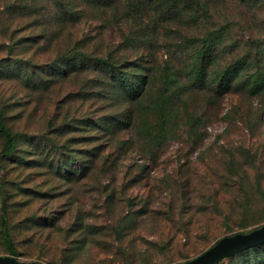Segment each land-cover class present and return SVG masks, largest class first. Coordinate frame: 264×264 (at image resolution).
<instances>
[{"label": "rangeland", "instance_id": "1", "mask_svg": "<svg viewBox=\"0 0 264 264\" xmlns=\"http://www.w3.org/2000/svg\"><path fill=\"white\" fill-rule=\"evenodd\" d=\"M167 1L0 0V255L172 264L264 224V0Z\"/></svg>", "mask_w": 264, "mask_h": 264}, {"label": "trees", "instance_id": "2", "mask_svg": "<svg viewBox=\"0 0 264 264\" xmlns=\"http://www.w3.org/2000/svg\"><path fill=\"white\" fill-rule=\"evenodd\" d=\"M82 1H85L86 3L95 2V0H82ZM103 1H104V5H106L107 7H111V5H109L108 3L113 2V4H114L117 0H103ZM170 1H173V0H168L167 2H170ZM147 2H146V0H139L138 10H141L142 12L147 13L148 12ZM170 5H172V6L169 10L174 11V9L177 7V6H175V3H172ZM184 6H186L187 8L190 7V8H194V9H198V8L203 9L202 3L199 0H184ZM63 7H64V3H63ZM130 9H133V6ZM128 13H129V11H128ZM210 39H212V36L209 35V37L205 39V42L209 41ZM78 54L81 56V59L77 60L78 65H79L77 69H79V70L84 69L85 70V69H87V67H91L93 69H97V70L102 71V72H107V73H109L110 77H112L114 79H116V78L119 79V81L121 82L120 86H122V87L127 86V79H128L127 68L130 66L129 64H125L124 66H121V65L115 64L108 57L107 58H101V57H96V56L90 57V55H88L84 52H81ZM67 58H71V56H67ZM253 59L259 61L260 55L255 56ZM202 60H204V57ZM239 63H242V61L239 60ZM243 63H244V61H243ZM203 66H204V63H203ZM227 76L228 75L226 72L219 74L218 78L216 79V82H218V84L220 86L226 85ZM261 85H264L262 83V81H260L259 79H253V82L251 83L250 87L254 88V87H259ZM146 86H147L146 74L145 75L143 74V80H142V82H140V84H138L137 87L140 89L139 91L142 92V90H144ZM259 88H261V87H259ZM132 89H133V87H132ZM3 123H4V121H3L2 115L0 114V132L3 133L5 138H6V142L4 144V150L6 151V150H9L10 148H12L14 146L15 141H14L13 133H11L10 130ZM3 242H4L5 248L10 253V255L14 256L16 254V248H15V246H13L14 243L10 237V234L6 230L3 233ZM262 245H264V243L254 245L250 248L247 247V249H243V250L237 252L236 254L241 253V252H246V251L251 250V249L258 248Z\"/></svg>", "mask_w": 264, "mask_h": 264}, {"label": "water", "instance_id": "3", "mask_svg": "<svg viewBox=\"0 0 264 264\" xmlns=\"http://www.w3.org/2000/svg\"><path fill=\"white\" fill-rule=\"evenodd\" d=\"M264 243V224L246 233L222 236L197 256L172 264H216L237 252ZM0 264H45L37 260H18L13 255H0Z\"/></svg>", "mask_w": 264, "mask_h": 264}]
</instances>
